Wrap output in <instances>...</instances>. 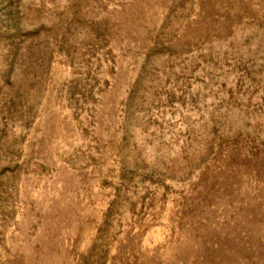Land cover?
<instances>
[{
    "label": "rangeland",
    "instance_id": "rangeland-1",
    "mask_svg": "<svg viewBox=\"0 0 264 264\" xmlns=\"http://www.w3.org/2000/svg\"><path fill=\"white\" fill-rule=\"evenodd\" d=\"M0 264H264V0H0Z\"/></svg>",
    "mask_w": 264,
    "mask_h": 264
}]
</instances>
